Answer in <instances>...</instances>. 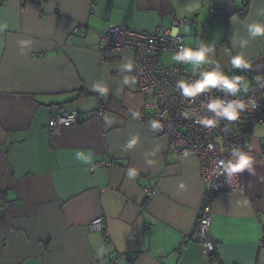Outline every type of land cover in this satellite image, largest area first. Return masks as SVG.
Instances as JSON below:
<instances>
[{
	"label": "crops",
	"instance_id": "crops-1",
	"mask_svg": "<svg viewBox=\"0 0 264 264\" xmlns=\"http://www.w3.org/2000/svg\"><path fill=\"white\" fill-rule=\"evenodd\" d=\"M208 4L0 0V264H264V124L244 127L254 163L243 189L223 190L213 202L217 258L208 260L190 238L204 191L199 158L171 151L161 129L139 117L145 94L135 53L97 52L110 25L150 31L181 17L186 45L209 47L211 64L249 84L264 67V36L253 38L248 28L264 23V0ZM236 54L251 67L232 69ZM97 110L76 126L48 127L57 111ZM106 160L113 165L89 169ZM146 184L155 188L151 198ZM98 217L101 228L90 225Z\"/></svg>",
	"mask_w": 264,
	"mask_h": 264
},
{
	"label": "built area",
	"instance_id": "built-area-1",
	"mask_svg": "<svg viewBox=\"0 0 264 264\" xmlns=\"http://www.w3.org/2000/svg\"><path fill=\"white\" fill-rule=\"evenodd\" d=\"M87 1L93 3L96 0ZM215 5L216 0H209L210 10ZM184 25L185 19L181 17L175 18L168 27L158 25L150 31L110 25L105 32L98 35L97 52L102 58L111 57L123 49H130L135 53L137 89L145 94L144 111L139 117L160 123L161 134L168 140L171 151L192 154L199 158V174L204 181V191L198 208L197 223L190 238L197 241L205 257L212 260L215 254V243L210 236L213 202L223 190L241 191L245 172L244 170L229 176L227 172L220 171L219 161L235 159L234 149L244 152V127L264 124V67L250 78L246 88L242 83L240 91L235 94L219 86L210 92L200 93L197 97H185L182 89L177 87V82L180 79H198L200 71L186 72L183 61L164 64L161 58L164 52L176 55L181 47L200 48L198 42L189 46L184 43V35L179 31ZM173 27L177 29L175 36L171 34ZM73 30L85 32V28L81 26H76ZM242 79L244 80L243 77ZM214 99L225 102L241 101L246 107L239 109L240 116L237 121H228L226 117L216 116L207 107ZM101 113V110L87 113L57 111L49 119L48 127L57 129L76 126ZM204 118H215L219 123L210 128L199 122ZM111 165V160L96 161L89 165V169ZM143 190L146 198H151L155 188L146 184ZM0 201H3L1 193ZM4 202L6 206L10 203L7 200ZM90 225L101 228L102 219L95 218L90 221ZM259 246H264V231ZM115 262L112 259L108 264Z\"/></svg>",
	"mask_w": 264,
	"mask_h": 264
},
{
	"label": "clouds",
	"instance_id": "clouds-1",
	"mask_svg": "<svg viewBox=\"0 0 264 264\" xmlns=\"http://www.w3.org/2000/svg\"><path fill=\"white\" fill-rule=\"evenodd\" d=\"M200 4L196 3L189 6L190 12L198 11ZM235 18V17H233ZM251 37L264 36V23H253L248 26ZM177 29L173 27L171 34L175 36ZM245 43H247L245 41ZM211 49L206 46H202L199 49H193L191 47H181L180 51L173 57L175 61H183L185 64L189 62L192 65H204V68L199 73V78L195 80L180 79L177 82V87L182 89V94L185 97H197L198 94L203 92H210L212 89L220 86L222 89H227L233 94L237 93L241 89V84L246 88L248 82L243 80L241 76H235L230 78L226 72L221 71L219 66L209 70L208 65L211 64L209 59V53ZM230 64L232 69L237 68H250L251 64L243 54H236L230 57ZM130 67V66H129ZM98 90L103 94L107 92V88L97 86ZM253 105L255 102L253 101ZM207 107L216 114V116L226 117L228 121H237L240 113L239 109H243L246 105L241 101L225 102L221 99H214ZM187 115V113H184ZM200 123L208 126L215 127L219 121L215 118H204ZM154 128H160L159 122L153 123ZM135 143V141H132ZM211 147V145H210ZM233 155L236 157L232 160H221L219 161L220 171L227 172L229 176L243 172L244 170H252L254 158L246 152L234 149ZM131 175H135V172H130Z\"/></svg>",
	"mask_w": 264,
	"mask_h": 264
},
{
	"label": "rangeland",
	"instance_id": "rangeland-1",
	"mask_svg": "<svg viewBox=\"0 0 264 264\" xmlns=\"http://www.w3.org/2000/svg\"><path fill=\"white\" fill-rule=\"evenodd\" d=\"M188 42H189V39L184 41V43H188ZM174 56L175 55L172 53L164 52L161 55V58L164 64H174L175 63V60L173 59ZM197 66L198 65H192L190 62L188 64L184 63V69L186 72L192 71V69L197 68ZM247 82H248V79H247Z\"/></svg>",
	"mask_w": 264,
	"mask_h": 264
},
{
	"label": "water",
	"instance_id": "water-1",
	"mask_svg": "<svg viewBox=\"0 0 264 264\" xmlns=\"http://www.w3.org/2000/svg\"><path fill=\"white\" fill-rule=\"evenodd\" d=\"M217 66H219L221 71L225 72V66L222 63H219V62L212 63L208 68H209V70H211L212 68H215Z\"/></svg>",
	"mask_w": 264,
	"mask_h": 264
},
{
	"label": "trees",
	"instance_id": "trees-1",
	"mask_svg": "<svg viewBox=\"0 0 264 264\" xmlns=\"http://www.w3.org/2000/svg\"><path fill=\"white\" fill-rule=\"evenodd\" d=\"M216 258H217V257L214 255V256H213V259H216Z\"/></svg>",
	"mask_w": 264,
	"mask_h": 264
}]
</instances>
